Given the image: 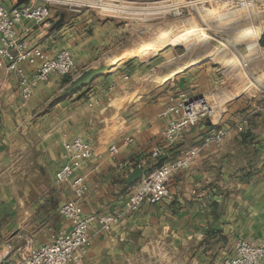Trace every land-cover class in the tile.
Listing matches in <instances>:
<instances>
[{"label":"crops","instance_id":"1","mask_svg":"<svg viewBox=\"0 0 264 264\" xmlns=\"http://www.w3.org/2000/svg\"><path fill=\"white\" fill-rule=\"evenodd\" d=\"M61 15L63 23L54 28ZM232 23L225 38L190 37L180 43L182 53L160 62L155 54L128 57L137 33L108 15L52 8L45 24H18L19 36L46 56L72 51V79L91 67L99 74L66 96L70 81L52 74L26 100L16 75L0 67V255L25 235L38 247L70 228L59 208L73 188L56 173L68 157L64 143L75 137L96 151L75 169L88 183L84 213L122 216L109 231L93 222L87 252L71 264H211L233 255L240 238L264 242V60L251 55L247 70L234 65L251 36L247 21ZM222 40L227 47L216 53ZM180 91L213 94L218 110L169 144L163 131L175 116L164 112ZM222 128L228 133L220 146L203 144ZM111 145L119 147L116 156ZM195 145L199 155L173 175L168 197L126 210L140 180L127 179L138 166L146 174L152 151L167 146L175 158Z\"/></svg>","mask_w":264,"mask_h":264},{"label":"built area","instance_id":"2","mask_svg":"<svg viewBox=\"0 0 264 264\" xmlns=\"http://www.w3.org/2000/svg\"><path fill=\"white\" fill-rule=\"evenodd\" d=\"M223 0H195L201 10L204 6H211ZM229 13L219 15L218 21L212 33L196 34L192 37H202L204 40H216L218 35L225 38L230 32L234 20H244L249 23L248 35L251 39L245 44V51L236 54L234 65L239 64L247 70L249 56L256 55L264 60V0H224ZM223 1V2H224ZM63 0H25L21 3L7 4L6 0H0V67L8 72H13L17 79L22 97L30 99L36 86L48 81L52 74L59 76L71 75L75 68V60L70 49L60 50L54 57L46 56L43 49L37 44H31L27 39L21 38L17 26L24 21L36 24L47 23L52 16V3H62ZM212 2V3H210ZM67 3V2H65ZM189 4V3H187ZM225 4V3H224ZM223 4V5H224ZM196 10L193 5H187L185 11H177L178 15L188 16ZM198 12V10H196ZM205 11V10H204ZM198 14H202L199 10ZM222 16V17H221ZM203 19V18H202ZM220 22H227L221 24ZM206 23V22H204ZM263 25L261 32L258 29ZM220 47L215 49L220 53L225 45L224 40ZM24 63L35 67V71L29 74ZM217 104L213 94L200 93L190 95L186 91H180L172 98V104L167 107L165 114L172 113L171 119L163 131V135L169 144L173 143L183 133L189 132L201 120L213 117L217 114ZM242 130V125H237ZM228 129H219L217 132L207 135L203 144H216L220 146L227 135ZM131 139H126L125 143ZM68 157L64 165L57 171L58 182H70L73 188V197L63 203L59 212L71 223L70 228L64 229L53 236L49 242L36 247L31 236L25 235L23 243L15 245L8 243V253L0 255V264H71L84 255L90 245L91 235L89 227L97 222L101 229L109 231L113 224L119 222L122 213L111 215H86L81 204L88 191V183L85 175L76 174L75 169L81 161L96 156L93 145L82 137H75L64 143ZM200 146L187 148L180 157L172 158L167 146L159 147L152 151L153 159H162V164L157 166L149 174H145L139 183L131 190L125 203L127 211H138L144 203L159 202L170 195V181L175 173L186 169L199 155ZM119 152L117 145H111L109 153L116 156ZM212 264H264V242H255L246 239H238L234 253L224 259L215 260Z\"/></svg>","mask_w":264,"mask_h":264},{"label":"rangeland","instance_id":"3","mask_svg":"<svg viewBox=\"0 0 264 264\" xmlns=\"http://www.w3.org/2000/svg\"><path fill=\"white\" fill-rule=\"evenodd\" d=\"M62 3H52L50 6L54 9H72L78 11L79 9L88 10L94 18L102 19V15L118 18L122 21L127 31H134L137 33L134 46H139L143 42H162V37L166 35L169 42L157 51H140L138 53H129V56L140 55L141 59H146L148 56L156 57L155 61L160 62L162 59H169L176 54L183 51L180 43L175 42V39L181 38V33L191 27L195 26L200 30V33H212V28L217 24L216 15H223L229 13V7L225 6L226 2L221 1L212 3L211 6H204L201 10L199 3L195 0H63ZM67 2V3H65ZM193 5L198 10L191 11L188 16L178 15L177 11L181 9L185 11L186 6ZM225 3V4H224ZM18 4V3H17ZM224 4V5H223ZM199 10L202 14H198ZM222 17V16H221ZM203 18V19H202ZM206 22V23H204ZM225 24L227 22H220ZM199 33V34H200ZM163 37V39H165ZM171 39V40H170ZM174 39V41H172ZM190 39V38H189ZM161 40V41H160ZM177 41V40H176ZM132 49V48H130ZM129 50V49H128ZM126 51V50H125ZM153 54V55H152ZM151 55V56H150ZM138 56L137 59H140ZM174 60V59H173ZM93 68V67H91ZM153 159V158H152ZM150 166L146 174H149L157 166L156 163ZM163 162V161H162ZM162 164V163H161ZM141 179V178H140ZM140 181V180H139ZM139 182H137L138 184ZM135 184V186L137 185ZM212 264V263H211Z\"/></svg>","mask_w":264,"mask_h":264},{"label":"water","instance_id":"4","mask_svg":"<svg viewBox=\"0 0 264 264\" xmlns=\"http://www.w3.org/2000/svg\"><path fill=\"white\" fill-rule=\"evenodd\" d=\"M64 21V15H61V17L55 22L54 28L61 26V24ZM99 74L98 70L89 68L82 71L81 74H79L77 77L73 78L69 85L66 87V89L63 92V95H69L71 92L76 90L77 88L88 84L91 82V80L96 77ZM143 176V168L142 166H138L135 168L134 172L129 176L127 179L128 182H133L138 179H140Z\"/></svg>","mask_w":264,"mask_h":264},{"label":"bare ground","instance_id":"5","mask_svg":"<svg viewBox=\"0 0 264 264\" xmlns=\"http://www.w3.org/2000/svg\"><path fill=\"white\" fill-rule=\"evenodd\" d=\"M200 30L201 29H198L196 26H195V28L194 27H191V28H189V29H187V30H185V31H183L182 33H181V38H179V39H175V42H177V43H181L182 41H185L186 39H189L190 37H192V36H194V35H196V34H198V33H200ZM201 34V33H200ZM164 38L165 37H167L166 35H164L163 36ZM163 37H162V42H159V43H154V42H143V44L141 43V45H139L138 47H136V48H133L132 50H127L125 53H131V52H133V53H138V52H140V51H143V52H145V51H150V50H155V51H157L160 47H163L165 44H167L168 42H169V38H165V39H163ZM171 40V39H170ZM177 40V41H176ZM161 41V40H160ZM172 41H174V39L172 40ZM172 61H174V60H172ZM171 61V62H172ZM193 63H194V61H193ZM185 64V63H184ZM186 68V67H185Z\"/></svg>","mask_w":264,"mask_h":264},{"label":"trees","instance_id":"6","mask_svg":"<svg viewBox=\"0 0 264 264\" xmlns=\"http://www.w3.org/2000/svg\"><path fill=\"white\" fill-rule=\"evenodd\" d=\"M66 82H69V81H71V79H72V77L70 76V75H68V76H66ZM156 159H153V163H155L156 161H155ZM159 160V159H158ZM162 163V159H160V161H158L156 164L157 165H159V164H161Z\"/></svg>","mask_w":264,"mask_h":264}]
</instances>
